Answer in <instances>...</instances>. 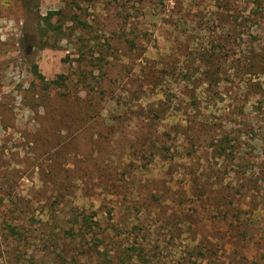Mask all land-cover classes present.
Listing matches in <instances>:
<instances>
[{
  "label": "rangeland",
  "instance_id": "374dc122",
  "mask_svg": "<svg viewBox=\"0 0 264 264\" xmlns=\"http://www.w3.org/2000/svg\"><path fill=\"white\" fill-rule=\"evenodd\" d=\"M0 264H264V0H0Z\"/></svg>",
  "mask_w": 264,
  "mask_h": 264
},
{
  "label": "trees",
  "instance_id": "16d2710c",
  "mask_svg": "<svg viewBox=\"0 0 264 264\" xmlns=\"http://www.w3.org/2000/svg\"><path fill=\"white\" fill-rule=\"evenodd\" d=\"M55 13H56V11H55V12H54V11H50V12H49V15L45 16V19H49V18H50L53 14H55ZM33 68H34L35 74H37V76H38L42 81H45V80H46V79H45V76L39 72L38 65H37V64H34V65H33ZM61 77H62V76H61ZM51 83H58V79L51 81Z\"/></svg>",
  "mask_w": 264,
  "mask_h": 264
}]
</instances>
